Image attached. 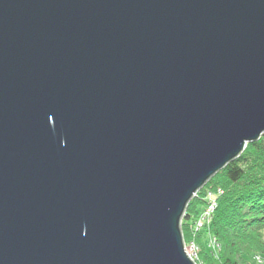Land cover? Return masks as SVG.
I'll list each match as a JSON object with an SVG mask.
<instances>
[{"label":"water","instance_id":"obj_1","mask_svg":"<svg viewBox=\"0 0 264 264\" xmlns=\"http://www.w3.org/2000/svg\"><path fill=\"white\" fill-rule=\"evenodd\" d=\"M263 134L264 0H0V264H198Z\"/></svg>","mask_w":264,"mask_h":264},{"label":"trees","instance_id":"obj_2","mask_svg":"<svg viewBox=\"0 0 264 264\" xmlns=\"http://www.w3.org/2000/svg\"><path fill=\"white\" fill-rule=\"evenodd\" d=\"M212 190L217 193L215 208L197 228ZM182 230L186 246L197 247L198 264H264V134L197 192Z\"/></svg>","mask_w":264,"mask_h":264},{"label":"built area","instance_id":"obj_3","mask_svg":"<svg viewBox=\"0 0 264 264\" xmlns=\"http://www.w3.org/2000/svg\"><path fill=\"white\" fill-rule=\"evenodd\" d=\"M222 193V190L219 189L218 194ZM216 191H209L208 192V199L210 200V205L208 206V208L206 209V211L203 214L202 219H200L197 223L196 226L197 228H200L202 226V223L205 220H210L211 214L215 208V195H216ZM188 252L191 254V256L195 259V257L197 256L196 252H197V247L194 244H191L189 246H187Z\"/></svg>","mask_w":264,"mask_h":264}]
</instances>
